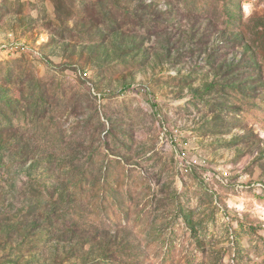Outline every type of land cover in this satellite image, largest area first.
<instances>
[{"label": "rangeland", "instance_id": "obj_1", "mask_svg": "<svg viewBox=\"0 0 264 264\" xmlns=\"http://www.w3.org/2000/svg\"><path fill=\"white\" fill-rule=\"evenodd\" d=\"M109 262L264 264V0H0V264Z\"/></svg>", "mask_w": 264, "mask_h": 264}, {"label": "trees", "instance_id": "obj_2", "mask_svg": "<svg viewBox=\"0 0 264 264\" xmlns=\"http://www.w3.org/2000/svg\"><path fill=\"white\" fill-rule=\"evenodd\" d=\"M43 97L44 96H40L39 98H38V100L39 99H43ZM3 99L5 100V102L3 103V105L2 106H6V107H8V108H10L11 107V102H12V100H7V96H3ZM37 100V101H38ZM3 115H4V113H3ZM96 131V130H95ZM97 131H98V129H97ZM108 137L109 136H113L112 134H113V131L110 129L108 132ZM107 137V139H110V138H108ZM103 142H106L105 141V138H104V140H102ZM91 158L92 157H88V159H87V163H86V165H85V167H83V168H80L79 169V172H78V175H76L75 176V180H74V186H72V195H73V197H74V204H79L80 206H76L74 209H72V210H70L71 212L73 211H75L76 209H78V210H80L81 212H83L84 214H88V213H92V201H91V193H92V186L94 187L95 186V184H92V183H90V181L92 180V168H91ZM111 160H113L114 162H119L118 161V159L117 158H112ZM106 168L108 169V171H106L108 174H106V176L105 177H103V182H105V180H106V182L108 181V179H109V181H111V180H113L111 183H112V185L113 186H111V187H109L110 188V190H111V188H119V184H120V182L122 181V172H120L119 171V169H117L115 166H113V165H111L110 167H108V166H106ZM104 176V175H103ZM101 178V177H100ZM108 181V182H109ZM97 183V182H96ZM102 183V182H101ZM101 183H98V184H101ZM110 183V182H109ZM104 184V183H103ZM101 186H102V184H101ZM104 193H106V190L103 188V189H101L99 192H98V195H99V197H98V199H100V206H99V208H100V210H102V209H104L105 208V203H106V199L104 198L105 196H104ZM172 203L175 205H177V208H178V210H180V208H181V210L180 211H178V213H177V216H180V215H182V213H183V208L182 207H180V204H177L178 203V199L176 200V199H173L172 200ZM180 217H183L184 218V220H185V225L187 224V225H189V223H190V221H191V219H192V217H194L193 215H192V212H190V211H186L182 216H180ZM89 220H92L91 222L94 224V225H98L99 226V228H103V227H105L106 228V226H105V223H104V220H99V219H95L94 220V218L93 219H91V217L89 218ZM195 222H196V219L194 220ZM193 221V222H194ZM197 225V224H196ZM173 225H172V223H171V227H172ZM197 227L198 226H193V230L194 231H196L197 230ZM194 231H192V232H194ZM172 240H170V241H168L166 244H168V245H164V246H158L159 247V249H161V251H162V249H165L166 248V250H165V254H164V256L162 257V259H163V261L165 262H167V261H172L173 259H174V255L172 256V253L174 252V251H172V242H171ZM158 251V250H157ZM104 258L105 257H102V258H99L98 260L99 261H101V260H103L104 261ZM109 264H112V262H109Z\"/></svg>", "mask_w": 264, "mask_h": 264}, {"label": "built area", "instance_id": "obj_3", "mask_svg": "<svg viewBox=\"0 0 264 264\" xmlns=\"http://www.w3.org/2000/svg\"><path fill=\"white\" fill-rule=\"evenodd\" d=\"M14 47H16L17 49L20 48L19 46H12V49H13ZM180 165H182V166L184 165L183 162H182L181 160H180Z\"/></svg>", "mask_w": 264, "mask_h": 264}]
</instances>
